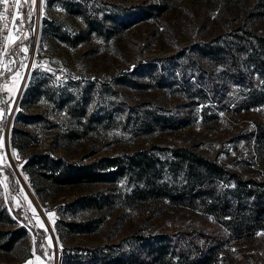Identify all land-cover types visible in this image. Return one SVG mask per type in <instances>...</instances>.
Listing matches in <instances>:
<instances>
[{
	"label": "rangeland",
	"instance_id": "1",
	"mask_svg": "<svg viewBox=\"0 0 264 264\" xmlns=\"http://www.w3.org/2000/svg\"><path fill=\"white\" fill-rule=\"evenodd\" d=\"M158 1L165 12L133 20L128 26L106 18L126 7ZM164 1L36 0L32 4L27 0L26 67L21 69L22 63L15 67L11 76L21 72L16 81L0 78V109L5 113L0 118V203L16 226L24 228L25 236L11 251L0 250V262L61 264L64 250L120 245L134 234L167 233L182 242L191 237L203 247L215 244L209 264H264L263 231L228 240L212 217L198 209L167 200L125 206L126 180L57 187L42 177L43 169L30 164L41 153L86 162L154 145H184L244 179L264 181V141L254 131L257 124H264V105L244 108L240 100L247 88L237 85L221 89L218 101L206 99L191 76L196 71L187 66L192 57L207 70L205 75L216 78L221 67L212 70L211 61L196 58L190 46L210 42L221 33L239 32L238 27L246 23L245 9L234 12L231 0ZM88 21L98 30H90ZM258 29H264V22ZM170 60L180 67L170 65ZM143 63L155 65V76L135 72ZM156 76L169 82L161 86ZM129 77L140 85L122 84ZM130 107L139 112L157 110L186 122L175 129L145 128L126 118ZM24 115L33 117L25 120ZM112 186L116 195L112 208L79 210L68 205L80 195L108 193ZM48 213L55 216L50 219ZM95 218L101 222L91 233L72 232L65 224Z\"/></svg>",
	"mask_w": 264,
	"mask_h": 264
},
{
	"label": "trees",
	"instance_id": "2",
	"mask_svg": "<svg viewBox=\"0 0 264 264\" xmlns=\"http://www.w3.org/2000/svg\"><path fill=\"white\" fill-rule=\"evenodd\" d=\"M157 3L126 7L106 15V18L112 23L128 26L133 20L147 18L152 13L159 15L165 12L166 7L159 4V1ZM230 3L236 7L234 12L241 7L245 9L243 12L247 18L246 23L238 27L239 32L221 33L210 38V42H198L190 46L196 58L211 61L212 70L221 67L219 73H216V78L205 75L207 70L201 68L192 57H188L187 66L196 71L192 72L191 76L196 78V83L200 85L199 89L206 99L218 101L219 96H223L221 89L224 91L231 85H237L247 88L240 100L244 108L261 106L264 105V29L258 28L259 24L264 22V0H231ZM88 23L92 26L90 30H98L94 23ZM170 65L180 67V63L172 61ZM135 70L139 76L153 77L156 67L154 64L143 63ZM155 78L161 86H166L169 82L161 76ZM122 84L140 85L130 77ZM32 117L22 116L25 120H31ZM129 117L145 128L158 126L161 129H175L186 122L183 117L164 115L152 109L139 112L132 107L126 112V118ZM263 125L257 124V130H254L258 137H262V141ZM21 133L26 134L23 131ZM30 164L43 169L40 172L42 177L57 187L115 184L121 179L126 180L128 190L122 193L125 206L133 207L152 200H167L172 205L198 209L212 217L224 230L228 240L248 238L258 231L264 232V181L244 179L239 173L191 147L154 145L149 149L100 156L86 162L67 161L41 153L36 155ZM114 186L108 193L99 191L80 195L68 205L79 210H96L106 206L112 208L116 200ZM100 222V218H95L65 224L72 232L91 233ZM24 236V228L16 226L15 220L0 203V250L11 251ZM214 245H197L191 237L183 242L178 241L167 233L134 234L123 240L120 245H104L93 249L80 247L74 248L72 253L64 250L60 263L209 264L212 262Z\"/></svg>",
	"mask_w": 264,
	"mask_h": 264
},
{
	"label": "built area",
	"instance_id": "3",
	"mask_svg": "<svg viewBox=\"0 0 264 264\" xmlns=\"http://www.w3.org/2000/svg\"><path fill=\"white\" fill-rule=\"evenodd\" d=\"M26 4L27 2H25V0H21L20 7L17 9L14 6V0H9L8 19L6 21H0V52L4 51L5 42L3 41V37L9 34V29L12 30L11 31L12 35L19 37L15 41V43L10 44L8 46L7 48L8 55L0 57V73H2V75H0V78L5 80V82L10 81L11 74L15 69V67L23 63L27 58L28 52L27 53L22 52L20 51V49L24 47L30 49L28 42H26V39H28V23L24 17V7L26 6ZM3 7H4L3 5H0V12L3 11ZM13 13H18V17L15 21V26L12 23ZM21 18H23L24 21L22 26H21ZM4 24H8V28H4ZM17 28H19L18 31L16 30ZM24 33L27 34L26 39L24 38L23 35ZM9 60L14 61V63H9ZM5 65H7L8 68L11 69L10 72L5 69ZM1 150L2 148H0V151Z\"/></svg>",
	"mask_w": 264,
	"mask_h": 264
},
{
	"label": "snow or ice",
	"instance_id": "4",
	"mask_svg": "<svg viewBox=\"0 0 264 264\" xmlns=\"http://www.w3.org/2000/svg\"><path fill=\"white\" fill-rule=\"evenodd\" d=\"M25 2H27V0H25ZM32 4H35L36 3V0H31ZM20 3H21V0H14V6L15 8H19L20 7ZM8 4H9V0H0V5H3V11L0 12V21H6L8 19V12H9V8H8ZM31 15H32V11L29 10V12L27 13V17L29 19V21L31 20ZM18 17V13H13V17H12V23L13 25L15 26V21ZM24 21H23V18H21V26L23 25ZM4 28H8V24H4ZM17 31L19 30V28L16 29ZM11 29H9V34L8 35H5L3 37V41L5 42L4 43V51L3 52H0V57L2 56H7L8 55V51H7V48L10 44H13L15 43V41L19 38L17 36H14L11 34ZM24 38L26 39L27 38V34L24 33ZM20 51L22 52H25L27 53L29 51V49L27 47H24V48H21ZM9 63H14V61H11L9 60ZM24 67H26V65H24L23 63L21 64V69H23ZM5 69L7 71H11L10 68H8L7 65H5ZM0 75H2V73H0ZM21 75V72L19 70H17L12 76H11V79L13 81H16L17 80V77H19ZM4 87L6 88L7 85L5 84ZM5 103H7V101H5ZM4 110L3 109H0V118H3L4 116ZM3 147V140L0 139V148ZM0 159H3V157H0ZM33 213L35 214V209H32ZM48 216L49 218L51 219L52 217L55 216V213H48ZM37 223L39 224V226L41 228H45L44 226V223L42 221L39 220V218L37 217ZM54 223V221H53ZM45 231H47V229L45 228ZM48 240H49V243H51V237H48ZM37 260H40V257L37 256L36 257ZM27 264H32V261L29 260L27 262Z\"/></svg>",
	"mask_w": 264,
	"mask_h": 264
}]
</instances>
